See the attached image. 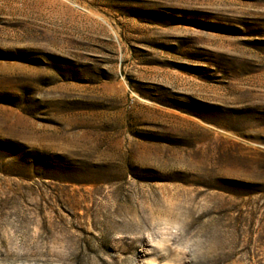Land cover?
I'll return each instance as SVG.
<instances>
[{"label":"rangeland","instance_id":"1","mask_svg":"<svg viewBox=\"0 0 264 264\" xmlns=\"http://www.w3.org/2000/svg\"><path fill=\"white\" fill-rule=\"evenodd\" d=\"M0 264H264V0H0Z\"/></svg>","mask_w":264,"mask_h":264}]
</instances>
